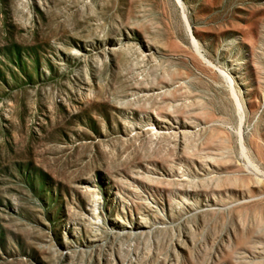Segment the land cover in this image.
I'll use <instances>...</instances> for the list:
<instances>
[{
    "label": "rangeland",
    "instance_id": "1",
    "mask_svg": "<svg viewBox=\"0 0 264 264\" xmlns=\"http://www.w3.org/2000/svg\"><path fill=\"white\" fill-rule=\"evenodd\" d=\"M0 264H264V0H0Z\"/></svg>",
    "mask_w": 264,
    "mask_h": 264
}]
</instances>
